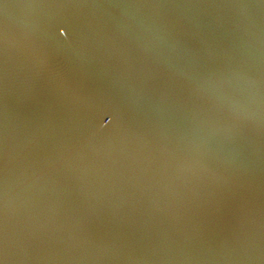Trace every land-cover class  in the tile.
<instances>
[{"label": "water", "instance_id": "water-1", "mask_svg": "<svg viewBox=\"0 0 264 264\" xmlns=\"http://www.w3.org/2000/svg\"><path fill=\"white\" fill-rule=\"evenodd\" d=\"M0 264H264V0H0Z\"/></svg>", "mask_w": 264, "mask_h": 264}]
</instances>
